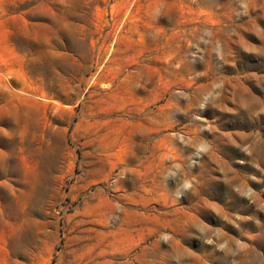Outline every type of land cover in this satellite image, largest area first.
Wrapping results in <instances>:
<instances>
[{
    "label": "rangeland",
    "instance_id": "obj_1",
    "mask_svg": "<svg viewBox=\"0 0 264 264\" xmlns=\"http://www.w3.org/2000/svg\"><path fill=\"white\" fill-rule=\"evenodd\" d=\"M0 264H264V0H0Z\"/></svg>",
    "mask_w": 264,
    "mask_h": 264
},
{
    "label": "clouds",
    "instance_id": "obj_2",
    "mask_svg": "<svg viewBox=\"0 0 264 264\" xmlns=\"http://www.w3.org/2000/svg\"><path fill=\"white\" fill-rule=\"evenodd\" d=\"M186 187L188 186V185H185Z\"/></svg>",
    "mask_w": 264,
    "mask_h": 264
}]
</instances>
